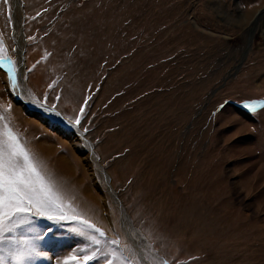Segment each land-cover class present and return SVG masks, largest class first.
Masks as SVG:
<instances>
[{
	"label": "rangeland",
	"instance_id": "obj_1",
	"mask_svg": "<svg viewBox=\"0 0 264 264\" xmlns=\"http://www.w3.org/2000/svg\"><path fill=\"white\" fill-rule=\"evenodd\" d=\"M0 39V113L108 238L144 264H264V109L243 107L264 0H0ZM35 222V264H105L73 222Z\"/></svg>",
	"mask_w": 264,
	"mask_h": 264
},
{
	"label": "snow or ice",
	"instance_id": "obj_2",
	"mask_svg": "<svg viewBox=\"0 0 264 264\" xmlns=\"http://www.w3.org/2000/svg\"><path fill=\"white\" fill-rule=\"evenodd\" d=\"M2 2L8 4L9 0ZM0 67L7 69L9 81L15 88V62L6 55L2 39ZM243 107L256 113L258 109H264V100H247ZM46 110L55 111V108ZM79 111L83 115L84 108ZM56 114L60 115L59 112ZM81 115L67 117L68 124L79 126ZM76 130L79 132V127ZM87 131L85 128L84 132ZM35 217L55 223L73 222L72 231L87 240L84 247L91 250V255L83 256L84 261L96 257L97 253L103 255L105 264H144L148 259L147 254H137L127 243L121 246L119 233L108 238L103 229L86 219L70 203L64 187L47 170L45 163L36 157L26 142L21 141L19 134L9 127L4 114L0 113V264H35L38 258L51 260L43 247L47 234L36 228ZM125 251L129 255H125ZM69 259L79 264L77 255L65 258V264ZM151 264L169 262L152 258Z\"/></svg>",
	"mask_w": 264,
	"mask_h": 264
},
{
	"label": "bare ground",
	"instance_id": "obj_3",
	"mask_svg": "<svg viewBox=\"0 0 264 264\" xmlns=\"http://www.w3.org/2000/svg\"><path fill=\"white\" fill-rule=\"evenodd\" d=\"M17 76V75H16ZM27 103V102H26Z\"/></svg>",
	"mask_w": 264,
	"mask_h": 264
}]
</instances>
